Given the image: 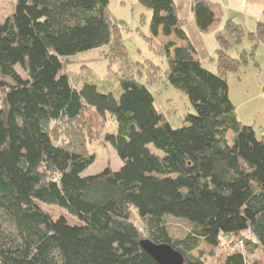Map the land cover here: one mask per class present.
Returning a JSON list of instances; mask_svg holds the SVG:
<instances>
[{"label":"trees","instance_id":"1","mask_svg":"<svg viewBox=\"0 0 264 264\" xmlns=\"http://www.w3.org/2000/svg\"><path fill=\"white\" fill-rule=\"evenodd\" d=\"M137 1L152 11L148 40L181 41L159 49L164 81L194 109L178 127L132 72L118 76V97L91 82L76 85L68 62L77 53L108 47L130 65L109 0H14L0 21V264H157L140 247L145 238L171 245L185 264H208L194 254L202 244L264 247V130L258 135L237 118L227 80L264 45V9L246 32L218 1L190 0L189 35L174 0ZM204 33L216 43L215 72L203 66ZM244 39L250 49L238 51ZM88 111L100 128L112 120L115 131L86 135ZM95 140L112 146L121 166L82 176ZM166 216L186 220L189 231L174 237ZM220 264L264 263L235 250Z\"/></svg>","mask_w":264,"mask_h":264},{"label":"rangeland","instance_id":"2","mask_svg":"<svg viewBox=\"0 0 264 264\" xmlns=\"http://www.w3.org/2000/svg\"><path fill=\"white\" fill-rule=\"evenodd\" d=\"M174 1L180 15L189 21L185 30L190 35L194 32L190 0ZM254 1L256 0H244L243 2L250 5ZM243 2L241 0H230V4L237 7L245 6ZM13 8L14 0H0V21L9 16ZM108 8L117 21L123 22L115 20V24L119 23L121 27V40L130 65L124 69L121 61L111 58L113 52H110L108 47L77 53L69 58L68 62V70L77 75L76 79L78 81L76 85L79 86L84 82H91L97 86L99 91L111 92L114 96L118 97L122 91L118 76L126 71L132 72L138 82L145 84L152 93L155 105L163 113L165 120L173 127L180 126L183 116L187 113H194V109L185 94L164 81L163 72L167 68V61L165 55L160 53L159 49L160 44L168 39L162 34L159 37L152 38L153 40L147 39L151 37L150 19L152 11L141 5L137 0H109ZM201 38H204L209 53L208 57L203 61V66L215 72L214 49L216 48V43L214 36L212 33H204L201 35ZM250 44L249 40L244 39L242 48L244 47L246 51H249ZM229 53L234 56L236 50H231ZM260 53V51L256 50L255 56L256 61L258 59L261 62L262 74H264V68H262L264 67V63L262 62L263 59ZM250 62L243 65L237 74L248 77V89H246V92L248 90L251 93L249 99L238 91V85L233 81L232 73L227 75V80H229L230 98L235 106L237 118L244 124L253 125L259 135L260 131L264 130V95L260 98L255 96V94L260 93L262 90L259 87L254 88L252 85L253 81L250 75L252 64ZM138 64L141 65L139 66ZM156 67H158L157 70L155 69ZM15 69L20 76L25 78V74L19 66H15ZM156 71L159 73L157 74ZM100 123H102L100 118L93 111H88L82 127L86 135H90L91 138L99 134L113 133L116 129L115 123L110 119L101 128ZM80 132L82 133L81 130ZM88 150L90 153H95V160L82 172V176L99 173L106 167L116 170L121 166L119 157L109 144L104 145L100 140H95L89 144ZM42 207L50 212L53 217L64 216L68 223H78L74 217L67 215L57 207ZM164 222L170 234L174 237L183 236L190 229V224L181 218L166 216L164 217ZM235 250L243 252L249 257L250 261L264 263V247H257L252 252H249L243 242L235 244L234 242L229 243V241L223 240L221 245L215 249L202 244L199 252L195 251L194 254L200 253L208 264H220L227 253Z\"/></svg>","mask_w":264,"mask_h":264},{"label":"crops","instance_id":"3","mask_svg":"<svg viewBox=\"0 0 264 264\" xmlns=\"http://www.w3.org/2000/svg\"><path fill=\"white\" fill-rule=\"evenodd\" d=\"M216 1H218L222 5V7L224 9L225 17L229 18L230 20H232L236 23H239L240 25H242V27L244 28V30L246 32H251L255 29V23L258 20V18L260 17L262 10L264 9V0H256L253 3H251L250 5L243 2L244 0H241L245 4V6H243V7L242 6L237 7L236 5L230 4V0H216ZM159 36H160V34L158 35V37ZM164 37H166L168 40H173V41H177L178 43H181V41L176 39V37L173 34H171L169 36H164ZM168 40H166V41H168ZM202 40L206 46L204 38H202ZM241 49L245 50L244 47L242 48V44L240 45V47H238V51ZM206 50H207V48H206ZM256 50L261 52L260 54L262 55V59H263L262 62L264 63V45L262 43H259L257 45ZM207 53H208V51H207ZM250 63L252 64V67L250 68V75H251V78L253 81L252 85L254 88L259 87L262 90L260 93L255 94V96L257 98H260L264 95V74H262L261 62H259L258 59L256 61V56H255L254 61H251ZM262 68H264V67H262ZM231 76L233 77V81L236 82V84L238 85V91L240 93H242V95H244L245 97H247L249 99V97L251 96V93L248 90L246 92V89H248V77L241 75V74L240 75L233 74ZM228 86H229V84H228ZM229 96H230V88H229ZM248 99H246V101H248ZM231 101H232V99H231Z\"/></svg>","mask_w":264,"mask_h":264},{"label":"water","instance_id":"4","mask_svg":"<svg viewBox=\"0 0 264 264\" xmlns=\"http://www.w3.org/2000/svg\"><path fill=\"white\" fill-rule=\"evenodd\" d=\"M139 244L157 264H185L182 254L167 243H156L145 238Z\"/></svg>","mask_w":264,"mask_h":264}]
</instances>
